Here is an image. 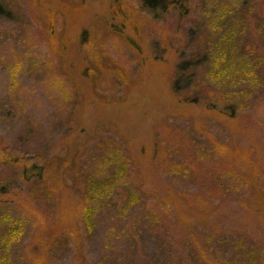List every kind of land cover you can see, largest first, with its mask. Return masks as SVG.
Wrapping results in <instances>:
<instances>
[{
    "label": "rangeland",
    "instance_id": "obj_1",
    "mask_svg": "<svg viewBox=\"0 0 264 264\" xmlns=\"http://www.w3.org/2000/svg\"><path fill=\"white\" fill-rule=\"evenodd\" d=\"M3 1L9 2L13 15L0 17V137L19 149L34 146L41 150L43 172L55 194L48 199L34 193L31 183L18 188L17 171L0 169V181L5 184L0 217L12 216L23 231L21 240L12 246V259L4 256L6 260H1L0 253V264H117L112 258L118 256L122 264H139L129 252L133 245L149 259L157 254L160 261L178 259L186 264L191 259L187 253L191 232L213 229L211 238L220 232L240 233L238 239L249 237L264 246V90L235 117L182 101L173 92L171 79L177 46L186 42L185 28L169 17L161 34L149 32L161 41L156 50L150 48V39H140L133 31L130 9L136 0ZM257 10L264 16V0L258 1ZM114 24L122 27L121 35L141 47L133 50L109 40L119 64L130 70L120 81L102 78L105 53L98 61L93 58L101 29ZM86 31L93 46L81 41V32ZM13 67H18V84L12 91L9 71ZM90 67L96 72L88 71ZM55 68L68 77L62 86L49 81ZM101 133L113 135L133 156V182L171 198L169 215L157 218L149 212L146 225L140 227L137 213L110 222L105 218L111 210L104 209L95 235L86 236L76 211L80 189L69 170L80 146L92 144ZM201 146L219 155L204 157L203 166L212 169L211 176L195 170L193 182L170 174L171 162L188 156L187 161ZM229 163L255 179L253 192L250 185L237 183L224 193L228 197L216 199L219 195L211 190V178L223 173ZM202 188L213 191L214 200L200 198L196 193ZM254 197L263 200L255 204ZM61 231L73 234L69 247L47 250L52 237ZM104 240L117 247L102 246ZM43 255L46 263L40 259Z\"/></svg>",
    "mask_w": 264,
    "mask_h": 264
},
{
    "label": "trees",
    "instance_id": "obj_2",
    "mask_svg": "<svg viewBox=\"0 0 264 264\" xmlns=\"http://www.w3.org/2000/svg\"><path fill=\"white\" fill-rule=\"evenodd\" d=\"M136 1L134 7L130 9L133 16V31L140 35V39L145 40L144 36L149 38L150 48L156 50L161 41L157 37H150L149 32L157 30L161 34V28L169 17H175L176 24L185 28L186 42L177 46V60L171 79V88L182 101L201 104L208 109L235 117L243 112L245 104L255 98L253 96L264 90V16L261 17L257 10L259 0H196L197 3L194 0ZM9 5V2L0 0L1 18L10 19L13 15ZM122 15L125 14L122 12ZM127 16H124L125 20ZM121 30L122 27L116 24L111 25V29H107L106 26L101 29L98 49L94 52L93 58L98 61L102 52L107 55L102 78L112 77L120 81L128 77L130 71L125 64H119L121 62L112 50L115 45H108L109 40L117 45L131 46L133 50L141 49L131 37L121 35L119 33ZM80 38L82 43L92 45V38H89L87 31L81 32ZM101 65L103 64L100 62V68ZM49 66L51 68L52 64ZM17 68L13 67L9 71L12 91L18 84ZM55 70L53 76L49 75L51 78L49 81L55 87L67 83V75L56 68ZM88 71L96 72V69L90 67ZM55 76L57 77L53 80ZM72 88L71 86L70 89ZM92 141V144L80 146L69 170L74 184L80 189L76 211L80 217L82 230L88 238L95 235L98 226L104 220L102 216L105 214L102 212L104 209L111 210L106 212L108 217L105 218L110 222L115 219L125 220L124 217L128 213L135 212L138 214L137 226L140 227L146 225L149 212L157 218L171 213L173 209L171 198L157 196L143 189L138 182L132 181L134 158L118 139L109 133H101ZM201 147V150L199 147L194 150L187 161L185 159L188 156L171 162L170 174L180 176L182 179L192 178L193 182H195L193 178H196L195 170H204L211 176L212 169L208 171L203 166L206 163L204 157L215 159L219 155L216 153L217 150L214 152V149L211 150L207 146ZM41 153L38 147L19 149L5 137H0V169L12 167L17 171L18 177L15 179H19L18 188L31 183L34 193L50 199L55 194V187L44 175ZM206 166L210 168V165ZM198 177L201 178L199 175ZM206 180L210 181L209 178ZM211 182V185L213 184L211 190L219 195H216V199L228 197L224 193L237 183L250 185L253 192L256 183L255 179L248 178L240 172L234 163H229V168L223 173L213 176ZM201 186L203 185L199 183L198 188L201 189ZM3 188L5 184L1 180L0 193ZM204 188L206 189L205 186ZM200 189L196 193L200 198L214 200L213 191ZM219 189L223 191L222 194L217 193ZM236 196L240 194H235ZM254 200L257 204L263 199L254 197ZM18 228L12 216L5 214L0 217V253L3 254L1 260H6L4 256L9 261L12 259V256L9 259L12 246L19 242L23 235V231L20 232ZM212 231L214 229L210 232L203 231L201 234L191 232L187 251L191 259L186 264H264V246L260 243L249 237L240 240L238 239L240 233L229 235L220 232L214 239L210 237L214 236ZM76 237L75 235V239ZM71 239L72 232H58L52 237L46 249L52 251L63 246L68 248ZM106 241L102 242V246L117 247L114 243L108 244ZM129 252L136 256L139 264H184V261L178 259L171 262L169 259L160 261L157 254H153V257L150 255L149 259L143 250L138 252L134 245ZM118 258L119 256L112 259L117 264H122ZM40 259L46 263L44 255Z\"/></svg>",
    "mask_w": 264,
    "mask_h": 264
}]
</instances>
